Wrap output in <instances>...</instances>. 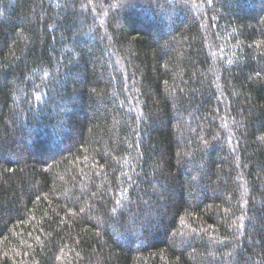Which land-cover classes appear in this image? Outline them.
Instances as JSON below:
<instances>
[{"label": "trees", "instance_id": "1", "mask_svg": "<svg viewBox=\"0 0 264 264\" xmlns=\"http://www.w3.org/2000/svg\"><path fill=\"white\" fill-rule=\"evenodd\" d=\"M264 0H0V264H264Z\"/></svg>", "mask_w": 264, "mask_h": 264}, {"label": "snow or ice", "instance_id": "2", "mask_svg": "<svg viewBox=\"0 0 264 264\" xmlns=\"http://www.w3.org/2000/svg\"><path fill=\"white\" fill-rule=\"evenodd\" d=\"M260 139H261L262 141H264V136L260 137Z\"/></svg>", "mask_w": 264, "mask_h": 264}]
</instances>
